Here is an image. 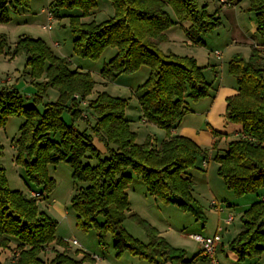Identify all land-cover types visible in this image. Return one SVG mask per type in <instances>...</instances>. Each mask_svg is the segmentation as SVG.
<instances>
[{
	"label": "trees",
	"instance_id": "obj_1",
	"mask_svg": "<svg viewBox=\"0 0 264 264\" xmlns=\"http://www.w3.org/2000/svg\"><path fill=\"white\" fill-rule=\"evenodd\" d=\"M114 15L99 23L84 22L97 8L98 0H54L55 10L80 9L79 15L69 17L74 35L73 49L81 57L97 58L105 48L115 47L116 53L101 69V76L114 79L129 74L145 65L149 76L139 85L134 95L141 109V120L165 129L168 134L161 141L148 137L137 143V134L130 127L125 109L127 99L98 92L87 109L92 111L94 123L83 116L80 105L89 96L95 82L89 72L71 68L67 58L56 55L41 38L21 36L13 49L0 35V54L10 57L22 53L36 83L37 94L54 88L56 101L44 104L42 111L34 104L26 105L24 97L14 87L0 89V127L9 116L24 118L15 141L16 163L25 169L26 177L43 186L50 193L53 180L47 175V165L66 162L72 171L74 183L79 186L71 199L77 213V225L90 226L109 232L114 247L122 248L153 264H195L207 258L199 250L192 258H185L183 249L172 247L158 230L138 217L146 227L148 242H142L126 232L123 220L130 209L128 188L132 182L131 170L144 183L146 191L167 204H176L205 220L193 195L194 180L188 170L194 167L198 156L202 161L209 153L186 135H172L188 112L187 101H196L209 95L212 87L194 57L164 54L158 47L166 39L165 31L177 21H187L188 38L198 42L199 36L221 24L215 14L200 9L197 0H109ZM256 20V31L264 33V0H247ZM230 3V2H229ZM29 7V0H0V22L10 20L16 13ZM170 8L172 15L168 12ZM54 17L55 13L50 11ZM228 72L235 79L236 93L226 98L225 119L241 126L239 135L226 143L221 153L212 159L227 189L235 195L255 193L259 198L241 215L242 229L229 242V249L238 261L259 256L264 249V63L257 48L245 59L236 54L227 63ZM33 81V80H32ZM68 112L71 121L84 119L86 128L79 130L65 121ZM89 130V131H88ZM212 149L222 134L211 131ZM103 143L106 154L101 156L93 142ZM0 143V157L2 155ZM90 160L95 163L91 164ZM36 192V191H33ZM38 197H26L7 184L6 172L0 165V264L2 252L17 250L9 264H46L40 258L50 243L56 242L65 250L56 252L48 264H82L88 256L77 260L66 251L67 242L56 240L57 222L36 208ZM98 217L103 221L98 222ZM131 217H136L132 214ZM204 222V221H202ZM11 252V251H10Z\"/></svg>",
	"mask_w": 264,
	"mask_h": 264
},
{
	"label": "rangeland",
	"instance_id": "obj_2",
	"mask_svg": "<svg viewBox=\"0 0 264 264\" xmlns=\"http://www.w3.org/2000/svg\"><path fill=\"white\" fill-rule=\"evenodd\" d=\"M53 1L29 0V7L22 8L16 13L10 12V20L0 22V35L4 36L7 44L5 51L8 53L12 50L21 36L43 39L56 55L70 61L72 69L89 72L92 76L95 82L94 88L86 100L79 104L83 116L88 118L90 124L94 123V116L92 111L87 109V104L97 96L98 92L105 91L111 96L127 99L126 118L129 120L131 129L137 134V143H143L148 137L158 142L164 139L168 134L165 129L141 121V109L134 95L135 89L149 76V68L143 65L133 73L121 74L110 80L104 79L101 76V69L114 56L116 48L111 46L105 48L97 58L77 55L73 49L74 35L70 29L69 17L79 15L81 10L77 8L59 9L54 12ZM197 4L200 9L204 7L207 13L219 16L221 24L208 33L202 34L199 36L200 40L194 42L188 38L186 33L189 22L177 21L171 9L167 8L177 23L165 31L166 39L160 42L158 47L164 54L194 57L200 66L205 67V78L212 83L209 95L196 101L186 99L188 112L171 131L172 135L191 137L202 150L209 152L204 157L206 160L204 166L200 155L195 166L188 170L194 180L193 195L205 220L198 219L193 213L176 204L164 203L150 195L140 178L128 170L132 176V182L127 189L130 209L125 212L123 225L131 236L147 243L146 227L137 219L139 217L145 220L155 227L172 247L183 249L186 259L192 258L199 251V244L191 235L211 236L217 232V227H220L222 228L219 232L221 240L215 243L214 248L218 264H264V249L259 256L247 257L243 261H238L235 253L229 249V242L242 229L241 215L255 201L257 195L247 193L239 196L227 189L217 172L218 164L212 159L216 153L222 152L226 141L234 139L233 131L236 128V124L228 122L224 116L225 97L237 89L235 79L228 72L227 63L233 55L240 54L248 59L252 48H264V33L257 32L253 27L254 15L247 10V0H225V2L197 0ZM49 10L57 14L52 20L50 29L45 27L48 25ZM113 15L114 9L110 1L98 0L97 8L82 21L99 23ZM216 50L223 55L221 62L214 55ZM25 59L26 56L22 53L12 57L4 52L0 54V89L2 87L16 88L24 97L26 105L34 104L38 110L42 111L45 103L56 101L58 92L54 88H49L37 94L36 83L43 78L32 79L29 68L25 66ZM218 64L222 66V71L217 70L219 79H215L212 67ZM63 117L66 122L74 124L79 130L86 128L84 119L72 122L68 112H65ZM23 121V117L9 116L5 125L0 127V143L3 146L0 165L5 169L7 184L11 189L21 191L26 197H31L33 191L42 193V196L36 200L37 211L57 222L56 240L67 242L68 254L77 260H82L83 254L87 255L88 259H84L82 264H153L125 248L118 251L113 245L114 239L109 232L102 233L100 236L99 228L96 226L83 229L77 225L78 215L71 207V199L77 188L86 184L74 183L71 168L66 162L60 161L47 165V175L54 183L48 194L43 192L42 185H37L26 177L24 167L15 161V141ZM212 130L222 134L216 138V149H212L211 145ZM196 136H198L197 141ZM93 142L99 148L101 156H105L107 151L103 143L96 137ZM90 163L94 164L95 161L90 160ZM213 201L216 202L217 208L221 207L220 211L211 205ZM132 214L136 217H131ZM229 215L233 216V220L225 224L224 221ZM97 220L99 223L103 221L102 217H98ZM74 239L78 245L72 244ZM64 250L54 241L44 248L40 258L48 264L47 262L54 257L57 251ZM10 251L2 252L1 260L5 264H9L18 253L15 249ZM206 261L210 264L209 260ZM196 263L205 264L202 261Z\"/></svg>",
	"mask_w": 264,
	"mask_h": 264
},
{
	"label": "built area",
	"instance_id": "obj_3",
	"mask_svg": "<svg viewBox=\"0 0 264 264\" xmlns=\"http://www.w3.org/2000/svg\"><path fill=\"white\" fill-rule=\"evenodd\" d=\"M221 2H225V0H219ZM54 19V16L53 14L50 12V10L48 11L47 13V21H48V25L45 26L46 28L50 29L51 28V23H52V20ZM214 55L218 58V59H221L222 57V54L216 50L214 52ZM205 162H203L204 164ZM32 197H38L39 194L37 192H33L31 194ZM211 205H214L216 209L218 210H221V207L217 208V205H216V202L213 201L211 203ZM233 220V216L232 215H229L226 219V221L228 223H230L231 221ZM221 230L220 227H218L217 229V232L211 236H201L199 234H193L191 235L195 241L199 244V247H200V250L202 251V255L204 257L207 258V260H209V263L210 264H218V260H217V257L215 255V243L220 241L221 240V235L219 233V231ZM72 243L73 244H78L76 240H72Z\"/></svg>",
	"mask_w": 264,
	"mask_h": 264
},
{
	"label": "crops",
	"instance_id": "obj_4",
	"mask_svg": "<svg viewBox=\"0 0 264 264\" xmlns=\"http://www.w3.org/2000/svg\"><path fill=\"white\" fill-rule=\"evenodd\" d=\"M253 27L256 29V20H255V18H254V22H253ZM259 51H260V54L262 55V57H264V48H257ZM223 56V55H222ZM217 58V57H216ZM217 60H220V62H221V60H222V57H221V59H218L217 58ZM263 63H264V60H263ZM220 69V71H222V66L220 65V64H218V65H216V66H213L212 67V71L214 72V76H215V79H219L218 77H219V75L216 73L217 72V70H219ZM236 93V90H234V92L233 93H231L230 95H228L227 97H229V96H231V95H233V94H235ZM227 97H225V98H227ZM142 122H144L143 120H141ZM146 123V122H145ZM240 130H241V126L240 125H237L236 124V128H234V131H233V133H234V138H236L238 135H239V133H240ZM175 131H173V133H174ZM187 136V135H186ZM191 138V137H190ZM195 139H196V141L198 140V136H196L195 137ZM195 141V140H194ZM228 141H226V143H227ZM226 143H225V145H226ZM203 162H206V160H203L202 161V164H203ZM203 166H204V164H203ZM128 194H129V191H128ZM128 198H129V196H128ZM258 196H257V198L256 199H254L255 201H257L258 200ZM255 201H253V202H255ZM252 202V203H253ZM251 203V204H252ZM214 208V207H213ZM220 211V210H219ZM225 222V224H229L227 221H224ZM217 229H218V227H217ZM222 231V228H221V230L219 231V232H221ZM75 240V239H74ZM78 243V242H77ZM73 244V243H72ZM74 245H78V244H74ZM199 250H200V247H199ZM81 256V255H80ZM202 262H204L205 264H208V261H202ZM197 264V263H196Z\"/></svg>",
	"mask_w": 264,
	"mask_h": 264
}]
</instances>
